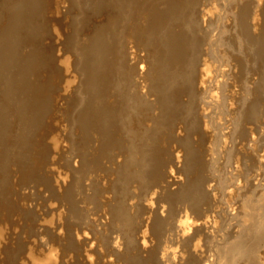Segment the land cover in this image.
<instances>
[{
	"label": "rangeland",
	"instance_id": "1",
	"mask_svg": "<svg viewBox=\"0 0 264 264\" xmlns=\"http://www.w3.org/2000/svg\"><path fill=\"white\" fill-rule=\"evenodd\" d=\"M0 264H264V0H0Z\"/></svg>",
	"mask_w": 264,
	"mask_h": 264
}]
</instances>
